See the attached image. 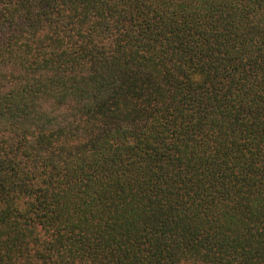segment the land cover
I'll use <instances>...</instances> for the list:
<instances>
[{
	"label": "trees",
	"instance_id": "obj_1",
	"mask_svg": "<svg viewBox=\"0 0 264 264\" xmlns=\"http://www.w3.org/2000/svg\"><path fill=\"white\" fill-rule=\"evenodd\" d=\"M0 264H264V0H0Z\"/></svg>",
	"mask_w": 264,
	"mask_h": 264
}]
</instances>
